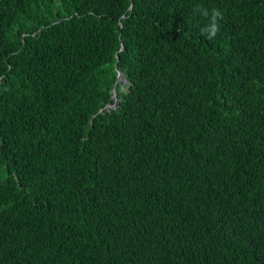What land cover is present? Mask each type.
<instances>
[{"label": "trees", "instance_id": "obj_1", "mask_svg": "<svg viewBox=\"0 0 264 264\" xmlns=\"http://www.w3.org/2000/svg\"><path fill=\"white\" fill-rule=\"evenodd\" d=\"M0 264H264V0H0Z\"/></svg>", "mask_w": 264, "mask_h": 264}, {"label": "clouds", "instance_id": "obj_2", "mask_svg": "<svg viewBox=\"0 0 264 264\" xmlns=\"http://www.w3.org/2000/svg\"><path fill=\"white\" fill-rule=\"evenodd\" d=\"M197 11L208 20V23L200 28L201 35L205 36L208 40L214 39L220 30V21L223 20V13L218 8H200L197 6Z\"/></svg>", "mask_w": 264, "mask_h": 264}, {"label": "water", "instance_id": "obj_3", "mask_svg": "<svg viewBox=\"0 0 264 264\" xmlns=\"http://www.w3.org/2000/svg\"><path fill=\"white\" fill-rule=\"evenodd\" d=\"M119 76H121V73L120 72H119ZM115 95L117 96V91H116Z\"/></svg>", "mask_w": 264, "mask_h": 264}]
</instances>
